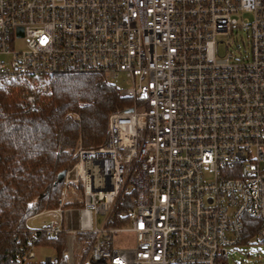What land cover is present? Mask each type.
Returning <instances> with one entry per match:
<instances>
[{"label": "built area", "instance_id": "built-area-1", "mask_svg": "<svg viewBox=\"0 0 264 264\" xmlns=\"http://www.w3.org/2000/svg\"><path fill=\"white\" fill-rule=\"evenodd\" d=\"M81 73L133 106L109 115L105 144H78L35 241L75 225L95 235L82 264H228L249 217L264 242V0H0V82L34 105L39 81ZM35 246L17 264H34Z\"/></svg>", "mask_w": 264, "mask_h": 264}, {"label": "trees", "instance_id": "trees-1", "mask_svg": "<svg viewBox=\"0 0 264 264\" xmlns=\"http://www.w3.org/2000/svg\"><path fill=\"white\" fill-rule=\"evenodd\" d=\"M34 105L26 100V87L0 82V264H17V257L30 245L56 249L58 264H66V236L37 241L27 221L57 207L63 188L59 175L76 163L75 149L97 148L107 142L108 117L133 106L116 85L95 73L55 74L39 81ZM134 191L120 192L110 214L113 226L125 224ZM239 245L248 246L258 221L245 217ZM95 235L80 233L81 251L75 260L86 259ZM37 264H48L41 262Z\"/></svg>", "mask_w": 264, "mask_h": 264}, {"label": "rangeland", "instance_id": "rangeland-1", "mask_svg": "<svg viewBox=\"0 0 264 264\" xmlns=\"http://www.w3.org/2000/svg\"><path fill=\"white\" fill-rule=\"evenodd\" d=\"M245 35L242 31H238L234 37L232 38L231 46L228 48L232 51V47L235 43L237 45L241 44L240 39L244 38ZM22 42L20 40L16 41L15 48H21ZM241 49L243 47L241 46ZM77 195L81 194L80 188L76 186ZM74 207H81L82 204L80 201H77L73 204ZM48 219L46 216H38L37 218L30 219L28 221L29 228H38L41 222ZM103 222V216L99 215L98 217V225H101ZM69 230H76L75 225H69L66 227L63 234H65L66 238V252L64 253L65 263L66 264H78L75 260L76 256L81 251V245L77 241V235L80 234L78 232H69ZM68 231V232H67ZM129 237L124 236V234H118L116 237L117 244L121 245L122 242L127 243ZM35 259L33 261L34 264L45 262L46 259L54 258L56 256V249L50 245H36L34 248ZM68 253V256L66 255ZM89 253V252H88ZM228 264H264V242L258 243L253 242L248 246H235L230 248L229 250V257H228Z\"/></svg>", "mask_w": 264, "mask_h": 264}, {"label": "crops", "instance_id": "crops-1", "mask_svg": "<svg viewBox=\"0 0 264 264\" xmlns=\"http://www.w3.org/2000/svg\"><path fill=\"white\" fill-rule=\"evenodd\" d=\"M38 216H45V217H46L47 214L43 211V212H41V213H39V214H37V215L31 217L30 219L37 218ZM47 217H48V216H47ZM30 219H29V220H30ZM29 220H28V221H29ZM46 220H48V219H46ZM46 220H44V221H42V222H45ZM28 221H27V225H28ZM42 222H41V224H42ZM41 224H40V225H41Z\"/></svg>", "mask_w": 264, "mask_h": 264}, {"label": "water", "instance_id": "water-1", "mask_svg": "<svg viewBox=\"0 0 264 264\" xmlns=\"http://www.w3.org/2000/svg\"><path fill=\"white\" fill-rule=\"evenodd\" d=\"M65 173H66V172H62V173L59 175V180H60V181L63 180V178H64V176H65Z\"/></svg>", "mask_w": 264, "mask_h": 264}, {"label": "bare ground", "instance_id": "bare-ground-1", "mask_svg": "<svg viewBox=\"0 0 264 264\" xmlns=\"http://www.w3.org/2000/svg\"><path fill=\"white\" fill-rule=\"evenodd\" d=\"M82 144V143H81Z\"/></svg>", "mask_w": 264, "mask_h": 264}]
</instances>
